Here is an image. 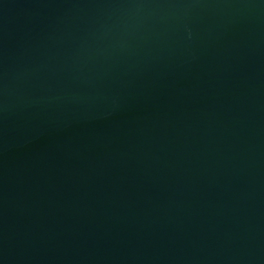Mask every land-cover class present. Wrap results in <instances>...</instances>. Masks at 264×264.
<instances>
[{
  "label": "water",
  "instance_id": "obj_1",
  "mask_svg": "<svg viewBox=\"0 0 264 264\" xmlns=\"http://www.w3.org/2000/svg\"><path fill=\"white\" fill-rule=\"evenodd\" d=\"M0 264H264V0H0Z\"/></svg>",
  "mask_w": 264,
  "mask_h": 264
}]
</instances>
